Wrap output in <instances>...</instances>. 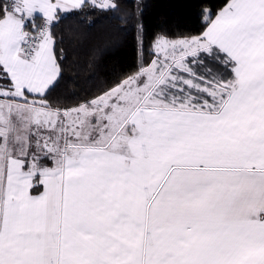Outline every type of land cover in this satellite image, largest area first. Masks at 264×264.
<instances>
[{"label": "snow or ice", "instance_id": "6c2138e0", "mask_svg": "<svg viewBox=\"0 0 264 264\" xmlns=\"http://www.w3.org/2000/svg\"><path fill=\"white\" fill-rule=\"evenodd\" d=\"M85 8L120 0H0V264H264V0L137 25V70L62 107Z\"/></svg>", "mask_w": 264, "mask_h": 264}, {"label": "trees", "instance_id": "16d2710c", "mask_svg": "<svg viewBox=\"0 0 264 264\" xmlns=\"http://www.w3.org/2000/svg\"><path fill=\"white\" fill-rule=\"evenodd\" d=\"M205 3L218 10L225 0H120L116 12L85 8L78 15L67 16L53 29L64 59L62 80L52 99L62 107L72 106L133 74L139 24L143 25L145 49L158 35L199 34L204 30L200 11ZM161 14L164 17L157 23Z\"/></svg>", "mask_w": 264, "mask_h": 264}, {"label": "rangeland", "instance_id": "374dc122", "mask_svg": "<svg viewBox=\"0 0 264 264\" xmlns=\"http://www.w3.org/2000/svg\"><path fill=\"white\" fill-rule=\"evenodd\" d=\"M163 17H164V14H161V16H159V18L156 20V22L160 23V21L162 20Z\"/></svg>", "mask_w": 264, "mask_h": 264}, {"label": "crops", "instance_id": "0c3cea01", "mask_svg": "<svg viewBox=\"0 0 264 264\" xmlns=\"http://www.w3.org/2000/svg\"><path fill=\"white\" fill-rule=\"evenodd\" d=\"M38 22H40V20H39V19L37 20V23H38Z\"/></svg>", "mask_w": 264, "mask_h": 264}]
</instances>
